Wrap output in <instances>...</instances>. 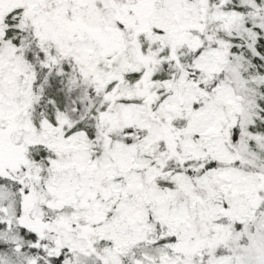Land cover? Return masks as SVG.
<instances>
[{"label": "snow or ice", "instance_id": "6c2138e0", "mask_svg": "<svg viewBox=\"0 0 264 264\" xmlns=\"http://www.w3.org/2000/svg\"><path fill=\"white\" fill-rule=\"evenodd\" d=\"M0 264H264V0H0Z\"/></svg>", "mask_w": 264, "mask_h": 264}]
</instances>
